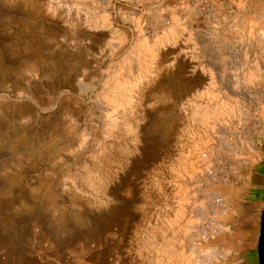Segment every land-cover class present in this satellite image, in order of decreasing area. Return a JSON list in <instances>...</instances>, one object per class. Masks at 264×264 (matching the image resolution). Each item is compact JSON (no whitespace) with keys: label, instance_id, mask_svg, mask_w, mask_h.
Wrapping results in <instances>:
<instances>
[{"label":"rangeland","instance_id":"374dc122","mask_svg":"<svg viewBox=\"0 0 264 264\" xmlns=\"http://www.w3.org/2000/svg\"><path fill=\"white\" fill-rule=\"evenodd\" d=\"M263 154L264 0H0V224L44 264H235Z\"/></svg>","mask_w":264,"mask_h":264},{"label":"crops","instance_id":"0c3cea01","mask_svg":"<svg viewBox=\"0 0 264 264\" xmlns=\"http://www.w3.org/2000/svg\"><path fill=\"white\" fill-rule=\"evenodd\" d=\"M255 163V171L247 174L243 185L244 197L237 198L234 206L232 198L226 201L220 215L224 218L219 216L217 226L218 233L227 238L225 254L235 264H258L256 247L264 203V154L261 161ZM20 223L23 224L20 232L5 223L0 224V264H44L43 252L36 244L35 224H29L28 220Z\"/></svg>","mask_w":264,"mask_h":264},{"label":"water","instance_id":"95a60500","mask_svg":"<svg viewBox=\"0 0 264 264\" xmlns=\"http://www.w3.org/2000/svg\"><path fill=\"white\" fill-rule=\"evenodd\" d=\"M256 250H257L258 264H264V203L260 212L259 232H258Z\"/></svg>","mask_w":264,"mask_h":264},{"label":"bare ground","instance_id":"6f19581e","mask_svg":"<svg viewBox=\"0 0 264 264\" xmlns=\"http://www.w3.org/2000/svg\"><path fill=\"white\" fill-rule=\"evenodd\" d=\"M163 37H164V36H163ZM162 41H163V40H162ZM157 43H158V42H157ZM160 43H161V42H160ZM170 44H171V43H170ZM157 45H158V44H155V48L152 47L151 50H148V53H147V56H149V59H150L149 61H151V62H149V63H151L152 65H153V63H156V61H157V60H155V57H156V54H157L156 52H157V49H158V48H156ZM160 45H162V43L159 44V46H160ZM156 58H157V57H156ZM157 59H158V58H157ZM149 63H148V65H150ZM150 66H151V65H150ZM154 66L156 67L157 65H154ZM148 68H150V67H148ZM152 69H153V68H152ZM154 69H155V68H154ZM158 69H159V68H158ZM147 70H149V69H147ZM151 71H152V70H151ZM153 71H154V70H153ZM152 73H153V72H152ZM152 73H150V74H152ZM148 74H149V73H148ZM153 75H154V74H153ZM148 76H149V75H148ZM154 76H155V75H154ZM133 83H134V82H133ZM137 84H138V83H137ZM137 84H136V85H137ZM115 85H116V84H115ZM130 85H131V84H124V83L121 84V83H118V88H119L118 90L123 89L124 86H125V90H129V89H130V88H129ZM132 86H133V85H132ZM121 91H122V90H121ZM122 92H123V91H122ZM128 93H130V92H128ZM191 114H192V112H191Z\"/></svg>","mask_w":264,"mask_h":264},{"label":"built area","instance_id":"2783aa9c","mask_svg":"<svg viewBox=\"0 0 264 264\" xmlns=\"http://www.w3.org/2000/svg\"><path fill=\"white\" fill-rule=\"evenodd\" d=\"M218 201V200H217Z\"/></svg>","mask_w":264,"mask_h":264}]
</instances>
